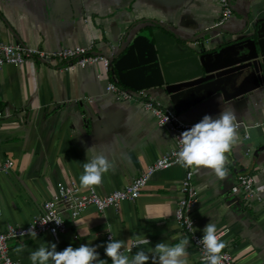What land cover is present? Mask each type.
<instances>
[{
    "label": "crops",
    "instance_id": "obj_1",
    "mask_svg": "<svg viewBox=\"0 0 264 264\" xmlns=\"http://www.w3.org/2000/svg\"><path fill=\"white\" fill-rule=\"evenodd\" d=\"M230 4V18L199 39L218 16L216 0H0V41L42 50L90 44L93 52L107 53L113 48L115 53L124 34L132 40L142 31L151 34L157 29L168 38H161L168 49L188 48L196 40L199 52L190 50L198 55L240 44L243 52L237 51L236 58L250 52L246 46L252 40L258 53L255 34L257 24L264 21V0H230ZM146 38L138 41V47H147L141 60L151 58ZM123 54L124 50L112 59L106 71L100 63L62 70L55 59L44 63L26 59L20 66H0V162L9 158L13 163L7 172H0V228L27 224L39 212L41 202L52 195L56 182L75 185L79 194L90 188L104 194L122 187L171 147L167 130L156 126L139 103L115 101L105 90L107 82L127 87L121 79L136 84L132 75L123 76L125 69L117 72L113 67ZM261 58L258 54L255 60L224 67L216 75H202L207 78L174 91L171 97L147 89L187 123L195 124L206 114L215 118L222 107L235 112L238 141L226 153L225 178H217L207 168L180 164L156 170L132 201L103 211L88 205L74 218L62 210L65 229L56 239L47 233L35 240L30 236L10 239L8 252L15 264H31L29 254L41 244L55 243L58 251L69 245L98 246L99 259L112 264L104 252L110 238L125 241L122 252L130 258L138 251L134 247L128 251L137 236L149 239V245L141 246L146 251L160 242L178 243L187 236L179 232L173 212L187 169L192 171L196 192L191 209L194 231L203 234L204 227L214 223L223 233L224 250L239 264H264ZM99 154L112 167L99 186L81 187L83 164ZM245 173L254 178V193L247 200L229 191L232 181ZM21 244L24 251L17 253ZM187 252L188 264H203L190 244Z\"/></svg>",
    "mask_w": 264,
    "mask_h": 264
},
{
    "label": "built area",
    "instance_id": "obj_2",
    "mask_svg": "<svg viewBox=\"0 0 264 264\" xmlns=\"http://www.w3.org/2000/svg\"><path fill=\"white\" fill-rule=\"evenodd\" d=\"M216 2L218 16L208 29H217L232 15L230 0H216ZM189 46L196 51L200 48V44L196 40L189 42ZM112 53L113 48L107 53L93 52L90 44L87 46L62 47L57 50H42L25 46L19 42L0 41V66L3 64L20 66L26 59L42 63L55 59L61 63L59 69L62 70L100 63L106 71L110 65L109 56ZM104 88L112 94L115 101L131 100L139 103L140 107L153 118L156 126L167 130L171 137V147L146 165L142 171L122 187L112 189L104 194H98L93 188H90L85 194H79L75 185H64L61 182H56L52 195L41 202L39 212L27 224L23 226L6 224L3 228H0V264H15L9 255L7 243L10 239L21 238L20 233L26 232L32 224L35 223L37 235L47 233L56 239L58 234L65 229V223L61 216L62 210L68 211L70 216L74 218L88 205H92L98 211H103L107 207L116 206L121 201H132L138 196L152 172L178 164L173 153L179 148L180 134L194 124L178 118L170 106L152 97L146 88L132 89L113 82H107ZM1 117L2 114L0 113V120ZM246 136L244 134V137ZM12 164V160L9 158L4 159L0 162V172H7ZM229 191L243 200L250 199V196L254 193L253 176L248 173L238 175L230 184ZM195 200L196 192L192 184V171L187 169L180 182L173 216L178 223L179 232L187 236L190 241L189 244L198 253V260L202 262L203 247L199 243V239L203 234L194 231L191 212ZM55 220L62 222L57 224ZM40 221L48 222L42 224ZM222 234V231H218L220 237ZM106 237L109 238L110 234ZM221 255L223 257L222 264H239L229 251L223 249Z\"/></svg>",
    "mask_w": 264,
    "mask_h": 264
},
{
    "label": "clouds",
    "instance_id": "obj_3",
    "mask_svg": "<svg viewBox=\"0 0 264 264\" xmlns=\"http://www.w3.org/2000/svg\"><path fill=\"white\" fill-rule=\"evenodd\" d=\"M237 117L234 111L222 107V110L213 118L204 115L203 118L180 134L179 148L173 153L176 162L182 167L207 168L214 172L217 178L223 179L227 176L226 153L232 150L238 141ZM112 167L108 158L103 155H95L83 164V173L79 177L83 188L99 186L103 176ZM49 221V220H48ZM46 222H41L47 223ZM57 224L62 221L55 220ZM20 235L37 238L35 223L26 232ZM190 241L187 238L180 239L178 243H157L154 247L147 249L142 245H149L150 241L145 236H137L135 242L128 248H137L131 258L123 254L122 249L126 246L125 241L110 238L104 247V252L111 259L112 264H188L187 246ZM203 247V264H222V250L225 243L218 235L214 223H208L203 229V236L199 239ZM24 245L16 248V252L24 251ZM98 246L81 244L79 247L67 246L58 251L55 243L50 245L41 244L36 250L29 254L31 264H107L106 260L99 259Z\"/></svg>",
    "mask_w": 264,
    "mask_h": 264
},
{
    "label": "water",
    "instance_id": "obj_4",
    "mask_svg": "<svg viewBox=\"0 0 264 264\" xmlns=\"http://www.w3.org/2000/svg\"><path fill=\"white\" fill-rule=\"evenodd\" d=\"M264 26V21L257 24L256 42L258 44V53L255 50V45L252 40H248L246 55L233 58V55L239 51L243 52V47L240 44H235L225 48H221L214 52L201 53L195 55L196 51L188 46H172L168 49L165 44H162V39H168L160 30H152L151 34L148 31L140 32L135 38L129 40L124 34L119 49L109 56V61L117 57L124 50V54L118 58L114 64V69L118 72L121 69L123 76L132 75V80L136 84H130L127 80H120L124 85L133 89L146 88L155 91L156 93H165L168 97L176 90L183 91L189 85L199 83L207 77H202L207 73L216 75L218 70L233 65L245 60H255L257 55L263 56L264 59V33L261 32V27ZM210 30L205 29L200 34L201 38ZM146 35V42L151 51V58L141 60L142 55L147 52V47L142 45L138 47V41L142 36ZM172 41V40H171ZM130 47L125 49L129 44ZM138 47V48H137ZM167 51L165 52V50ZM194 50L191 51V50ZM261 60V61H262ZM260 61V62H261ZM258 63V62H256ZM255 63V64H256ZM210 74V75H211ZM211 77V76H208ZM264 146H262L263 148Z\"/></svg>",
    "mask_w": 264,
    "mask_h": 264
},
{
    "label": "rangeland",
    "instance_id": "obj_5",
    "mask_svg": "<svg viewBox=\"0 0 264 264\" xmlns=\"http://www.w3.org/2000/svg\"><path fill=\"white\" fill-rule=\"evenodd\" d=\"M165 44V43H164Z\"/></svg>",
    "mask_w": 264,
    "mask_h": 264
}]
</instances>
